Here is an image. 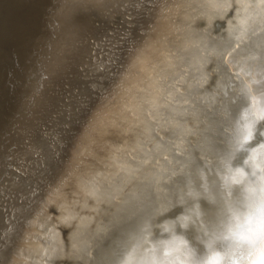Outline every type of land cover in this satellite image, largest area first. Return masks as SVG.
Segmentation results:
<instances>
[{
	"label": "bare ground",
	"instance_id": "1",
	"mask_svg": "<svg viewBox=\"0 0 264 264\" xmlns=\"http://www.w3.org/2000/svg\"><path fill=\"white\" fill-rule=\"evenodd\" d=\"M262 120L264 0H128L0 225V264H260L264 145L235 141Z\"/></svg>",
	"mask_w": 264,
	"mask_h": 264
},
{
	"label": "water",
	"instance_id": "2",
	"mask_svg": "<svg viewBox=\"0 0 264 264\" xmlns=\"http://www.w3.org/2000/svg\"><path fill=\"white\" fill-rule=\"evenodd\" d=\"M127 1L0 0V225Z\"/></svg>",
	"mask_w": 264,
	"mask_h": 264
},
{
	"label": "snow or ice",
	"instance_id": "3",
	"mask_svg": "<svg viewBox=\"0 0 264 264\" xmlns=\"http://www.w3.org/2000/svg\"><path fill=\"white\" fill-rule=\"evenodd\" d=\"M254 127L255 130H253ZM260 145H264V120L256 126L249 124L237 130L235 141L237 149H243L246 154L251 149ZM261 227L262 232H264V221H261ZM208 264H219V260L217 257H213L208 261ZM260 264H264V258L261 259Z\"/></svg>",
	"mask_w": 264,
	"mask_h": 264
}]
</instances>
